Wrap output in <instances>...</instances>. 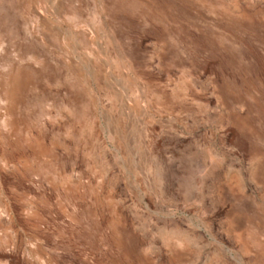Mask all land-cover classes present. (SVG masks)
<instances>
[{"label":"rangeland","instance_id":"1","mask_svg":"<svg viewBox=\"0 0 264 264\" xmlns=\"http://www.w3.org/2000/svg\"><path fill=\"white\" fill-rule=\"evenodd\" d=\"M0 264H264V0H0Z\"/></svg>","mask_w":264,"mask_h":264}]
</instances>
